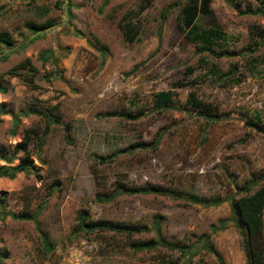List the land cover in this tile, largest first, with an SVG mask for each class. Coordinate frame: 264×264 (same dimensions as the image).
Instances as JSON below:
<instances>
[{"label": "rangeland", "instance_id": "obj_1", "mask_svg": "<svg viewBox=\"0 0 264 264\" xmlns=\"http://www.w3.org/2000/svg\"><path fill=\"white\" fill-rule=\"evenodd\" d=\"M105 1L0 0V32L20 45L0 60V167L24 160L29 166L13 180L0 177V264H220L218 257L223 264H247L228 200L245 196L252 175L260 183L250 194L264 187V45L249 30L264 32V16L240 11L264 0H233L236 7L212 0L215 19L201 17L198 24L216 21L227 40L205 53L179 29L181 6L169 14L162 42L158 38L162 11L191 0ZM48 21L52 26L37 36L27 26ZM129 21L138 33L134 42L122 32ZM7 49L0 46V54ZM225 50L238 56H215ZM164 92L173 94V108L157 106ZM193 94L218 118L193 110ZM30 109L53 113L70 133L53 124L41 150L32 138L8 164L26 130L45 129V119ZM160 135L156 149L123 153ZM108 157L113 160L101 161ZM119 186H155L168 194L98 201ZM188 195L224 202L205 208L187 202ZM82 211L91 222L146 230L80 232ZM152 241L166 246L138 251L132 244Z\"/></svg>", "mask_w": 264, "mask_h": 264}, {"label": "trees", "instance_id": "obj_2", "mask_svg": "<svg viewBox=\"0 0 264 264\" xmlns=\"http://www.w3.org/2000/svg\"><path fill=\"white\" fill-rule=\"evenodd\" d=\"M110 0H106L105 4H107ZM227 2L236 7L237 4H234L233 0H227ZM238 3V2H237ZM151 4V1H148V5ZM212 0H191L189 3L182 5L181 2H178L177 4H174L172 6L167 7L165 10L161 13V24L160 29L158 33L159 41L162 42L163 38V27L167 21V18L169 14L172 12V10L176 9L177 7L181 6V13L179 16V29L186 34V37L189 39V41L197 47L198 53H205L210 52L213 47L221 43L222 41L227 40V36L225 33H223L218 25L216 24V21L213 23L210 27H201L198 24V21L201 17L204 18H210L215 19V13L211 8ZM142 6L140 11H145L149 6ZM240 14L242 15H251V16H264V2H261L260 5L257 8H253L251 6H246L244 11H240ZM126 18H124V21ZM29 30L33 31V34L39 33L38 31L47 30L52 26V22L48 21L44 24H34V23H28ZM250 30V34L252 36H257L260 38L261 42L259 43V46L264 45V32L260 30L258 27H252ZM122 32L124 39L128 42H134L137 39L138 33L136 32V28L133 24V22L129 21L126 22L122 26ZM0 46L7 47L8 49L13 48L16 45L14 37L7 33V32H0ZM3 54V53H1ZM0 54V55H1ZM9 55V54H8ZM217 58L227 57H237V52H232L225 50L221 52L220 54H215ZM1 61H7L8 56L0 57ZM173 94L171 92H164L160 93L158 95V99L156 101L157 106L162 107L164 109L173 108ZM188 104L191 106L193 110L199 111L201 115H203L206 118L209 119H217L218 116L216 114L212 113L211 106L207 103H204L203 101L199 100L196 95H192L188 101ZM30 115H38L45 119V129L40 134V132L36 129H28L25 131L23 143L18 144L14 149L13 155L10 159L6 160L8 164L12 162L13 156L19 154L20 152H26L27 147L29 146L32 138H37L39 140V150L42 149V147L45 144L46 137L50 133V128L53 124H58L61 126H64L66 129L67 134L70 133V127L67 124H64L61 122L59 118L56 117L53 113L50 114L47 111H39L36 109H30L28 111ZM108 116H111L108 114ZM120 117L123 119L128 120H138L142 117L141 114L139 115H133L131 113H120ZM18 120L14 121V128L12 130V134L16 133V130L18 128ZM253 127H258V123L251 124ZM69 137V136H68ZM161 135L158 139L154 140L153 142H146L141 143L138 146H132L130 149L123 150V153H132L137 148L138 149H156L158 147V144L160 142ZM113 160V157L108 158H101V161L103 163L110 162ZM27 160H24V163L20 164L19 166L15 168H2L0 167V177L8 178L9 180H13L17 177L19 174L26 173L29 166L27 165ZM260 183V180L256 178L254 175L251 176V180L248 182L247 186L242 189L241 192L245 193V196L239 197V198H231L228 200L230 203V208L233 215V222L236 224V226L242 231L243 236V245L244 250L246 252L247 256V264H264V244H263V230H264V187L260 188L258 191H256L253 194H250L254 188H256ZM168 194L164 189L161 187H149V188H139V189H130L125 186H119L116 191L107 196H99L98 201L100 203H109L114 201L116 198L122 196V195H147V194ZM185 200L187 202H190L194 205H200L205 208L210 207H217L220 206L224 200L221 198H201L195 195H188L185 196ZM225 224V222L220 223V227L222 228ZM39 227V226H38ZM78 231L91 233L94 231L98 232H114L119 234H125L127 236H132L137 233H142L146 229L145 228H138L127 225H119L114 223H109L105 221H96L91 222L89 221L88 213L85 211H82L79 216V222H78ZM161 231L160 227H156V232L159 234ZM42 242H44L45 247L47 250L52 249V245L50 244L49 238L46 234H42ZM202 239L206 241V248L208 251L215 253L216 251L212 248V244L209 242V237L207 235L202 236ZM133 247L138 250L142 251L145 249H153L160 244H163L166 246L163 242H155L152 241L151 243H140L137 244L132 243ZM170 249H176L178 247H172L169 246ZM181 250L186 248H179ZM219 263L223 264V261L220 257H218Z\"/></svg>", "mask_w": 264, "mask_h": 264}, {"label": "water", "instance_id": "obj_3", "mask_svg": "<svg viewBox=\"0 0 264 264\" xmlns=\"http://www.w3.org/2000/svg\"><path fill=\"white\" fill-rule=\"evenodd\" d=\"M37 35H38V33H37ZM37 35H36V36H37ZM19 47H20V45H17V46H15V47H13V48L7 49L5 53H3V54L0 55V57H4V56L8 55L9 53L15 51V50H16L17 48H19Z\"/></svg>", "mask_w": 264, "mask_h": 264}]
</instances>
